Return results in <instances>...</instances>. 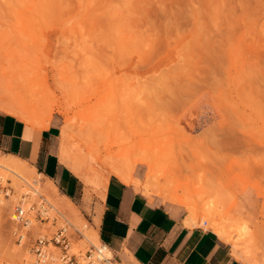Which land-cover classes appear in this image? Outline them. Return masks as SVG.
<instances>
[{
    "label": "rangeland",
    "instance_id": "rangeland-1",
    "mask_svg": "<svg viewBox=\"0 0 264 264\" xmlns=\"http://www.w3.org/2000/svg\"><path fill=\"white\" fill-rule=\"evenodd\" d=\"M0 8V87L34 90L39 113L53 111L50 126L69 124L72 143L95 155V172L117 157L136 162L144 182L150 166L140 158H152L155 184L200 210L215 204L226 225L246 221V244L264 258V0H0ZM5 183L0 264L41 261L40 238L54 261L63 249L51 239L65 225L69 253L83 261L91 246L83 233L37 202L15 219L16 190ZM73 184L59 196L83 191L91 203L94 189Z\"/></svg>",
    "mask_w": 264,
    "mask_h": 264
},
{
    "label": "crops",
    "instance_id": "crops-1",
    "mask_svg": "<svg viewBox=\"0 0 264 264\" xmlns=\"http://www.w3.org/2000/svg\"><path fill=\"white\" fill-rule=\"evenodd\" d=\"M59 131L56 120L42 131L0 110V152L30 161L59 188H70L78 177L57 157ZM78 194V200L65 195L78 203L118 264H246L211 230L186 225L182 206L150 200L118 177L111 176L104 198L95 195L89 203L83 191Z\"/></svg>",
    "mask_w": 264,
    "mask_h": 264
},
{
    "label": "bare ground",
    "instance_id": "bare-ground-1",
    "mask_svg": "<svg viewBox=\"0 0 264 264\" xmlns=\"http://www.w3.org/2000/svg\"><path fill=\"white\" fill-rule=\"evenodd\" d=\"M28 90L31 95L25 94ZM39 101L40 97L38 96V94H36L34 90L30 89L26 85L20 86V84H15V86L10 85L6 87L5 85L0 87V110L23 121L28 125L29 128H37L43 131V129H48L50 127L53 111L46 114L39 113L40 108L38 106L41 107V105H39L38 103ZM70 128L71 127L69 124H65L60 128L57 157L59 161L63 165H65L73 175L83 181L86 186L92 187L98 197L104 198L105 191L111 176L118 177L127 185L135 186L137 189L141 190L147 195L150 200H154V197H158L160 200L168 203L185 205L186 215L184 222L186 225L197 226L198 224H200V222H202V224L205 225L208 230H211L221 240L231 245L232 253L238 260L246 264H264V258L258 259L254 254H252L249 246L246 244L251 238V230L249 229L246 221L242 222L239 221V218H237L238 222H236L232 226L230 224L226 225L220 221V213L217 212L218 208L215 204L211 205L214 206V209L210 206H208L207 208H202L201 210H203L204 212L203 214H201V210L194 200L192 201L188 197L178 194L180 192H166V187L155 184L154 177H156V175L151 176V174L154 173L156 163L150 157L140 158V161H142L143 163H148L150 166L147 180L144 182H141L137 178H135L133 166H135L136 162L122 163V161L120 162L117 157H106L107 159L104 163L103 169L98 170L97 172L93 171V165H91L92 161L90 162L88 157L92 159V157H95V155L93 153H90L86 146H81V144H79L78 142L76 144L72 143ZM28 131L30 132V130ZM27 136H29V134H27ZM35 141L36 140L34 139V142ZM33 157H35V155ZM8 180H12V184L16 190L14 192L15 194L11 197L12 200L10 202V204H15V206H13L15 209H17L18 211H22L23 214L27 215L28 212L32 210V208L34 207V203L36 202L39 203L40 206H42L43 212H46V207L48 205L52 211H56L63 217L67 218V220H70L69 222L71 223V225L73 224L75 229L83 233L86 241H88L92 245L97 246L99 249H102L105 256H111L109 248L100 241L99 233L97 232V230L93 227L88 226L84 222L83 216L78 206L65 194L63 197L59 196V188L52 178H49L43 173L39 172L37 168L30 163V161L7 153L1 154L0 152V183H5ZM251 182H253V180L249 177L247 182L241 184V186L239 187V191L245 189V187ZM41 197H43V199H45V201L47 202L46 205H43L44 200L42 201ZM4 198L5 195H3V192L1 190L0 202L4 203ZM43 214L45 215V213ZM217 215L219 217H217ZM14 218L18 220V213L15 214ZM23 228H25V226ZM79 253L82 254L81 251H79ZM85 254L80 255L81 259H84L82 257H84ZM59 256L60 254L58 253L57 256L54 257V261L48 260L49 258H47V256H44L43 258H41V261L36 260L35 263L62 264L59 261H55L57 258H59ZM31 259L32 258L30 257V255L26 256V261H30Z\"/></svg>",
    "mask_w": 264,
    "mask_h": 264
},
{
    "label": "built area",
    "instance_id": "built-area-1",
    "mask_svg": "<svg viewBox=\"0 0 264 264\" xmlns=\"http://www.w3.org/2000/svg\"><path fill=\"white\" fill-rule=\"evenodd\" d=\"M17 213H18V219H21L22 216L24 215L22 211L17 210ZM51 241L52 243L59 245L63 249V252L59 256V259L64 261L66 264H118L112 254L111 256L107 257L104 255L102 249H99L97 246L92 244L90 248L86 251L83 261L81 262L76 261L74 255H70L69 253L70 239L68 236V230L65 226L61 228L59 231H57V233L52 237ZM48 242L49 241L45 238H40L38 240L37 253L40 259L43 258L44 256H47L48 258L49 254L46 249L48 246ZM105 246L107 245L105 244Z\"/></svg>",
    "mask_w": 264,
    "mask_h": 264
}]
</instances>
